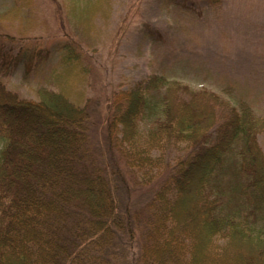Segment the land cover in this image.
I'll return each mask as SVG.
<instances>
[{
  "label": "trees",
  "instance_id": "16d2710c",
  "mask_svg": "<svg viewBox=\"0 0 264 264\" xmlns=\"http://www.w3.org/2000/svg\"><path fill=\"white\" fill-rule=\"evenodd\" d=\"M64 1L88 41L109 18L107 0ZM20 2L0 24L27 39L33 1ZM0 34L7 69L18 56ZM76 43L36 101L0 82V264H264V119L153 73L107 98L100 153Z\"/></svg>",
  "mask_w": 264,
  "mask_h": 264
},
{
  "label": "rangeland",
  "instance_id": "374dc122",
  "mask_svg": "<svg viewBox=\"0 0 264 264\" xmlns=\"http://www.w3.org/2000/svg\"><path fill=\"white\" fill-rule=\"evenodd\" d=\"M32 1L33 30L27 39L16 35L17 20L11 27L0 24V33L14 36L3 41L5 48L18 56L11 67L0 65V82L22 99L36 101V89L49 85L62 68L59 46L78 41L73 45L88 73L85 99L100 153L107 98L153 73L207 89L233 105L245 104L264 119V0H192L191 6L176 0H107L109 18L96 19L90 41L77 35L64 0ZM20 3L0 0V15ZM38 52L48 53L39 65ZM27 55L29 65L23 62ZM257 140L264 153V135ZM208 263L205 257L203 264Z\"/></svg>",
  "mask_w": 264,
  "mask_h": 264
}]
</instances>
